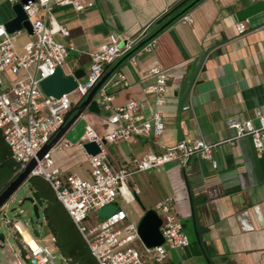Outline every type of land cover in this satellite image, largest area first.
Returning a JSON list of instances; mask_svg holds the SVG:
<instances>
[{
    "label": "crops",
    "instance_id": "obj_1",
    "mask_svg": "<svg viewBox=\"0 0 264 264\" xmlns=\"http://www.w3.org/2000/svg\"><path fill=\"white\" fill-rule=\"evenodd\" d=\"M82 1L92 6L76 12L53 4L49 13H37L47 27L61 25L68 31V37L53 34L54 41L73 47L61 67L66 76L80 70L86 75L92 53L110 33L132 37L143 28L147 35L158 31L170 15L158 21L180 0ZM184 15L189 24L178 18L154 38L153 50L136 65L124 61L117 69L127 86L109 90L111 107L134 99L149 118L152 97L143 89L152 82L147 71L155 66L166 74L168 103L160 110L164 124L160 137L132 138L108 146L113 169L174 148L181 140L225 141L231 137L228 119L252 120L256 125V113L264 116V0H202ZM13 18L12 5L0 0V25ZM238 23H244L245 33H237ZM29 40L31 36L21 31L15 37V49L21 52ZM17 79L5 72L2 88L11 89ZM186 105L190 110L183 111ZM109 114L102 109L99 115L84 112L64 135L68 147L50 153L54 166L88 180L87 155L79 148L84 126L103 134ZM6 147L2 137L3 150ZM213 159L215 169L192 157L184 168L170 164L136 173L124 189L127 195L116 198L114 205L126 213V224L131 225V216L140 221L145 211L154 210L166 197L173 198L175 213L182 222H189L192 237L185 249L170 250L162 264H264V151L256 150L244 137L219 146ZM42 225L46 229L43 217ZM14 256L27 264L20 247ZM11 258L9 252L0 264H12Z\"/></svg>",
    "mask_w": 264,
    "mask_h": 264
},
{
    "label": "built area",
    "instance_id": "obj_2",
    "mask_svg": "<svg viewBox=\"0 0 264 264\" xmlns=\"http://www.w3.org/2000/svg\"><path fill=\"white\" fill-rule=\"evenodd\" d=\"M5 2L13 5L17 0ZM53 4L70 6L76 12L92 6V3L82 0H34L33 3L23 5L33 35L23 45L21 52L14 47L15 37L20 32L7 34L0 25V133L11 159L18 167L17 173L23 171L55 137L64 126L65 116L74 102L79 105L111 67L125 56L126 61L136 65L140 57L149 54L154 48L153 40L143 43L147 37V28L132 37L110 33L99 50L92 53L93 62L85 77L77 81L73 92L57 99L46 97L40 89V81L61 68L73 51L72 45H64L53 39L55 32L68 37L65 27L57 25L49 28L37 18L39 10L49 13ZM179 21L184 24L191 22L185 15ZM235 29L238 34L246 31L244 23L236 24ZM5 72L18 77L8 90L2 88V75ZM147 75L152 77V82L143 89L146 96L152 97L150 116L147 119L142 114L141 104L134 99L123 106L111 107L113 95L109 90L127 86L125 77L117 70L96 92L93 99L99 109L110 114L103 134H98L90 125L84 126L79 148L84 151L85 144L95 143L100 150L95 156L87 155L88 180L75 174H64L51 161L50 153L53 150L68 147L64 136L41 161H37L30 174L40 176L48 183L97 264H162L170 250H183L188 246V237L184 233L182 219L175 213L172 197H166L155 205L154 211L161 220L159 230L163 238L162 245L155 248L147 249L142 244L136 225L126 224L127 215L123 210L117 209L107 219H97L102 208L115 204L116 198L123 195L132 175L158 170L170 164L184 168L192 157L209 162L215 169V150L221 145H232L244 137L250 138L256 150L264 151V116L257 112L256 125L252 120L228 119L226 126L231 137L225 141L211 144L201 138L189 142L181 140L174 148L159 154H147L139 160L132 159L128 167L113 169L108 158L109 145L132 138L156 139L164 130L160 110L168 103L166 74L155 66L147 71ZM182 110L188 111L190 106L186 105ZM136 241H140L141 247ZM20 248L27 264H58L45 246L38 245L30 249L22 243ZM15 264L23 263L17 259Z\"/></svg>",
    "mask_w": 264,
    "mask_h": 264
},
{
    "label": "water",
    "instance_id": "obj_3",
    "mask_svg": "<svg viewBox=\"0 0 264 264\" xmlns=\"http://www.w3.org/2000/svg\"><path fill=\"white\" fill-rule=\"evenodd\" d=\"M185 0L182 4L186 3ZM200 0H195L193 3L185 7L178 16L186 13L192 8V6ZM28 2L33 3L34 0H17L16 3L12 5V11L14 13V18L3 25V29L7 34H15L21 31L26 32L29 36L33 35L31 24L27 21L26 13L23 11L22 6L26 5ZM182 4L174 8L171 13L177 10ZM171 13L166 14L162 17L158 23L163 22ZM178 16L172 17L167 22H165L160 29L155 33L166 28L168 25L173 23ZM154 36V35H153ZM127 56L120 59L113 67H111L95 85V87L89 92L87 97L79 104L74 105L71 110L65 116V124L55 135V137L45 145L37 154L36 158L32 159L23 169V171L17 173L13 179H11L6 186L0 191V210L4 207L6 202L13 196V194L20 188L24 183H29L30 179L34 176L30 175L35 169L37 161H41L43 157L51 150V147L65 135L73 123L79 119V117L84 112H89L95 115L100 114L99 106L93 99L98 89L104 84V82L111 76V74L118 69V67L126 61ZM85 73L83 71H75L72 75L66 76L63 74L61 68H57L52 76H49L40 81V89L44 96L60 98L63 95L70 94L76 88L77 81L84 78ZM83 82V81H82ZM84 152L88 156L97 155L100 150L95 143H87L83 147ZM28 202L32 205V212L36 219H39V207L34 202V199L30 196L24 199L20 205ZM118 208L112 204L102 208L98 213V218L100 220L109 218L112 214L116 212ZM193 219V217H192ZM161 226V220L154 210L145 211L144 215L136 225L137 234L139 236L142 244L147 248H155L163 243V238L159 230ZM0 243H4V236L0 235Z\"/></svg>",
    "mask_w": 264,
    "mask_h": 264
},
{
    "label": "trees",
    "instance_id": "obj_4",
    "mask_svg": "<svg viewBox=\"0 0 264 264\" xmlns=\"http://www.w3.org/2000/svg\"><path fill=\"white\" fill-rule=\"evenodd\" d=\"M184 1L185 0H180L176 3L168 13H171L174 8L182 4ZM194 1L195 0H188L186 3L182 4L177 10L170 14L169 19L178 16L185 7ZM201 1L202 0L196 2L192 8ZM184 14L178 16V18ZM161 31L155 34L157 32L155 30L152 34L147 35L143 43L154 40ZM17 169L18 167L11 159L8 148L6 147L4 150L2 148V135L0 133V191L11 179L14 178ZM29 187L31 197L34 199L37 206L42 209V217L45 227L54 240V247L59 253L61 261L67 264H97L65 209L56 199L48 183L42 177L34 176L29 181Z\"/></svg>",
    "mask_w": 264,
    "mask_h": 264
},
{
    "label": "rangeland",
    "instance_id": "obj_5",
    "mask_svg": "<svg viewBox=\"0 0 264 264\" xmlns=\"http://www.w3.org/2000/svg\"><path fill=\"white\" fill-rule=\"evenodd\" d=\"M30 196L29 183H24L0 210V235L4 236V243H0V260L6 262L5 257H9L10 252L12 254V264H15L18 258L14 254L20 245L24 243L30 249L38 245L45 246L51 252L55 261L62 264L61 257L52 244L49 233L42 225V212L39 211V219H36L30 203L25 202L20 205L24 199ZM125 210L132 212L130 208ZM138 220V217L133 215L129 223L136 225L139 222ZM183 230L188 238L192 237L189 222H183ZM136 244L141 247L140 241H136Z\"/></svg>",
    "mask_w": 264,
    "mask_h": 264
},
{
    "label": "bare ground",
    "instance_id": "obj_6",
    "mask_svg": "<svg viewBox=\"0 0 264 264\" xmlns=\"http://www.w3.org/2000/svg\"><path fill=\"white\" fill-rule=\"evenodd\" d=\"M123 194H124V195H127L126 192H125V190H124Z\"/></svg>",
    "mask_w": 264,
    "mask_h": 264
}]
</instances>
